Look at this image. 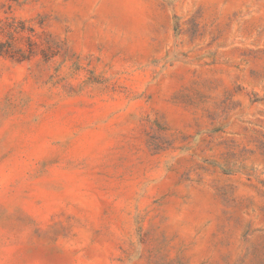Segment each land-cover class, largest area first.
Listing matches in <instances>:
<instances>
[{
	"label": "rangeland",
	"instance_id": "1",
	"mask_svg": "<svg viewBox=\"0 0 264 264\" xmlns=\"http://www.w3.org/2000/svg\"><path fill=\"white\" fill-rule=\"evenodd\" d=\"M0 264H264V0H0Z\"/></svg>",
	"mask_w": 264,
	"mask_h": 264
}]
</instances>
